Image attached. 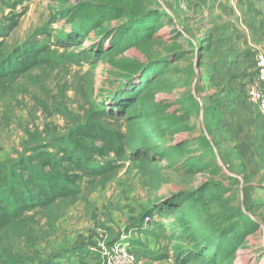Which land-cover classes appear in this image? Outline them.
Here are the masks:
<instances>
[{"label": "rangeland", "instance_id": "rangeland-1", "mask_svg": "<svg viewBox=\"0 0 264 264\" xmlns=\"http://www.w3.org/2000/svg\"><path fill=\"white\" fill-rule=\"evenodd\" d=\"M57 13L54 34L83 32V47L70 50L93 46L99 59L36 69L0 89V162L17 159L32 140L65 133L91 109L90 98L107 103L117 117L105 122L148 148L151 159L164 146L174 152L142 165L147 175L132 157L104 186L81 184L74 202L1 233L0 256L42 264L82 246L81 254L95 253L91 264H102L103 246L126 236L135 252L170 257L144 256L139 264H174L178 251L191 250L216 257L217 264H264V145L232 147L229 101L222 96L233 89L245 98L244 83L256 73L252 59L264 47V0H30L9 45ZM136 15L149 17L135 25ZM197 190L198 199L174 197ZM166 198L173 207L161 203ZM152 205L156 218L145 224ZM163 207L171 213L166 220L158 212ZM137 227L150 234L141 236ZM212 241L219 247L209 246Z\"/></svg>", "mask_w": 264, "mask_h": 264}, {"label": "trees", "instance_id": "trees-1", "mask_svg": "<svg viewBox=\"0 0 264 264\" xmlns=\"http://www.w3.org/2000/svg\"><path fill=\"white\" fill-rule=\"evenodd\" d=\"M29 1L2 0L0 3V89L3 90L10 89L16 80L33 70L57 69L82 59L90 60L95 65L100 56L93 46L84 47L80 51L70 50L71 47H83L85 35L81 31L54 34L51 24L58 21L60 13L53 14L48 24L37 27L23 42L9 45L8 38L26 14ZM62 13L66 17L67 14ZM142 17L149 16L136 15L134 24ZM87 103L91 105V109L82 120L74 119L73 125L65 133H51L46 140H32L25 148V153L17 159L0 162V234L24 219L35 222L36 213L48 210L58 203L74 202L83 192V183L92 185L91 189L97 184L104 186L132 157L134 160L139 159L138 167L147 175L141 168L142 165L156 163L160 161L159 158L173 155L174 150L170 151L172 147L163 145L162 151L154 149L160 157L151 159L148 148L144 150L142 146H135L126 133L105 122L107 118L117 117L107 103L100 106L91 98ZM160 146L162 145L156 144L155 148L160 149ZM111 157L113 158L110 159ZM199 192L181 191L174 197L198 199ZM166 200L161 203L173 207L171 199ZM155 210L153 206L147 215H154ZM158 212L166 216L164 220L171 217L167 207ZM29 213L32 214L28 216ZM142 228L139 227L137 232L150 234L145 229L140 232ZM208 244L219 247L213 241ZM204 248L206 250L207 245ZM82 250V246L68 247L54 253L42 264H91L90 260L94 259L95 253L85 250L81 254ZM135 254L137 260L144 256L153 261L170 258L151 250H136ZM74 256L78 257V263L70 261ZM208 257L210 260H206ZM217 260L210 254L206 257L201 250L186 253L178 251L174 264H217ZM20 263L21 260L11 254L0 256V264Z\"/></svg>", "mask_w": 264, "mask_h": 264}, {"label": "crops", "instance_id": "crops-1", "mask_svg": "<svg viewBox=\"0 0 264 264\" xmlns=\"http://www.w3.org/2000/svg\"><path fill=\"white\" fill-rule=\"evenodd\" d=\"M255 56L256 53L253 55L254 59L252 60L256 66ZM249 60L251 61V59ZM222 96L229 101L225 106L227 110L226 123L229 122L226 126L228 131L234 135L235 142L232 147L236 146L238 149H244L245 142L249 143L251 149L264 145V119L258 109L233 89L226 91ZM148 241L149 248L153 249L155 244L151 243L150 239Z\"/></svg>", "mask_w": 264, "mask_h": 264}, {"label": "built area", "instance_id": "built-area-1", "mask_svg": "<svg viewBox=\"0 0 264 264\" xmlns=\"http://www.w3.org/2000/svg\"><path fill=\"white\" fill-rule=\"evenodd\" d=\"M256 73L248 76L244 83L246 100L255 106L264 119V47L256 51ZM155 215H147L145 224L153 221ZM102 264H139L133 246L126 236L113 241L108 246H103L100 251Z\"/></svg>", "mask_w": 264, "mask_h": 264}]
</instances>
